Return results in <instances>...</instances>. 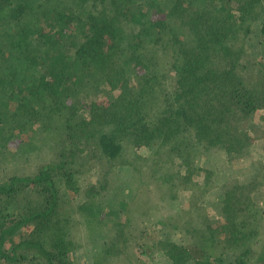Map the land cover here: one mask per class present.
Wrapping results in <instances>:
<instances>
[{"label": "trees", "instance_id": "obj_1", "mask_svg": "<svg viewBox=\"0 0 264 264\" xmlns=\"http://www.w3.org/2000/svg\"><path fill=\"white\" fill-rule=\"evenodd\" d=\"M92 95L106 101L84 107ZM259 112L264 0H0V264H74L81 227L98 243L91 264H146L135 250L171 264H264ZM23 134L54 142L50 163L26 175L8 152ZM254 144L262 160L232 165ZM121 168L130 200L108 210ZM182 192L163 238L134 231L157 195Z\"/></svg>", "mask_w": 264, "mask_h": 264}, {"label": "rangeland", "instance_id": "obj_2", "mask_svg": "<svg viewBox=\"0 0 264 264\" xmlns=\"http://www.w3.org/2000/svg\"><path fill=\"white\" fill-rule=\"evenodd\" d=\"M256 50L257 48L252 49L254 55L257 54ZM104 97H105L104 95H98V96L92 95L89 99L87 98L83 99L80 96L79 101L84 107H87V105L91 102L93 104L96 103L99 104L100 102H105L106 99ZM261 114L264 116V112H259L256 115V121L258 120V117ZM57 143H63L62 139L61 138L58 139ZM26 144L32 145L36 151L35 152L36 156L32 155L28 161H26L23 158L24 157L23 150L26 149L25 148ZM53 144L54 142H48V143L44 142L40 137L39 139L31 140L27 137L26 134H23L19 138H14V140H11V142L9 143L8 152L15 154L18 153L21 156L18 158H22L21 160L22 170L17 174L23 173L22 175H26L30 173L32 170L33 171L36 170V168L39 167L40 165H46L50 163V161L53 159V155L49 150V146ZM66 144L69 143L66 141ZM139 154L142 157L147 158L150 155V152L149 150L142 148L139 150ZM13 159L15 161L17 158H13ZM262 159H263L262 148L259 145L254 144L249 150L248 155H246L243 159L234 160L231 163L234 166H241V168H243V167H249L250 163ZM198 164L202 165L203 161H201ZM181 165L182 164L179 160L176 161L175 167L174 164L172 163V167H174V169H180ZM2 166L5 168L8 167V166L6 167V165L4 164H2ZM9 168H10L9 173H12L11 166H9ZM127 177H128L127 171L122 168L114 171V173L111 174V180L108 184V188L105 194L103 195L104 198H103L102 206H105L106 209L108 210L115 211L118 210L120 201L130 200L128 195L126 196L125 193V187H126L125 184L127 181ZM83 178L84 180L81 181L82 188L85 187V185H87V176H84ZM150 190L151 193L154 194L155 192L154 188L151 187ZM157 196L159 199H161L162 196L161 200L158 199V202L160 201L162 203L161 204L162 207L160 206V208H158V211L149 212L148 217L138 219L136 221V224L133 223L134 231L137 232L139 235L141 233H143V235H146L147 237L146 240L149 239L148 241H150L151 239L163 238L164 235L166 234L163 224V221L166 217L165 215L173 214L177 209L183 208L185 204H187L189 201L187 192H182L181 194H178L177 199L173 202H169L168 198L165 199L163 198V197H167L166 194H164V196L163 195H157ZM207 208L210 218L221 220V217H219V215L214 214L215 209L213 207H207ZM76 230L77 232L75 233V238H74L76 248L75 250H73L71 259L74 264H91L92 257L95 253L94 245L98 243L94 244L95 242H90V238L87 236L88 234L85 232L84 228L82 227L80 229L76 228ZM170 239L182 245H187L188 243L187 236L180 232L172 233ZM135 252L138 255V257L146 264H171L169 259L166 258L164 253L162 252L155 251L152 260L147 259L146 256L142 257L141 254L139 255L138 250L137 251L135 250Z\"/></svg>", "mask_w": 264, "mask_h": 264}]
</instances>
